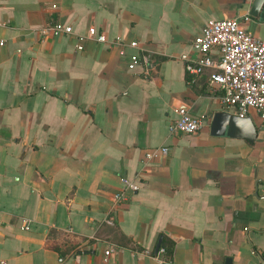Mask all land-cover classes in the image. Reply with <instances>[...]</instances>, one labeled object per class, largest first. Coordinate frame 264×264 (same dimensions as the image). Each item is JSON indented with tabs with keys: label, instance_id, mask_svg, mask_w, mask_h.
Segmentation results:
<instances>
[{
	"label": "crops",
	"instance_id": "0c3cea01",
	"mask_svg": "<svg viewBox=\"0 0 264 264\" xmlns=\"http://www.w3.org/2000/svg\"><path fill=\"white\" fill-rule=\"evenodd\" d=\"M252 1L0 0V264H264V124L246 115L252 142L211 134L212 114L234 111L178 59L208 20L247 14L264 40ZM49 21L136 40L150 77L127 67L135 49L32 30ZM180 108L203 119L195 134L168 133ZM124 178L137 190L113 209ZM108 243L121 248L105 258Z\"/></svg>",
	"mask_w": 264,
	"mask_h": 264
},
{
	"label": "built area",
	"instance_id": "2783aa9c",
	"mask_svg": "<svg viewBox=\"0 0 264 264\" xmlns=\"http://www.w3.org/2000/svg\"><path fill=\"white\" fill-rule=\"evenodd\" d=\"M51 9L56 7L51 4ZM250 17L244 14L240 19L222 18L208 20L203 24L201 33L196 36L189 45L188 53L180 54L178 59L182 62L188 76L187 84L194 83L196 78L209 70L208 83L212 88L220 90V103L223 108L233 109V114L244 117L254 111L258 119L264 124V40L256 38L246 24ZM37 31L41 36L58 37L61 35L75 36V51H81L83 45L90 40L115 47L123 56V49L129 47L135 49L134 54L129 55L127 67L140 66L144 78H149L154 67L151 65L148 54L139 48L136 40L124 42L120 38L109 40L102 32H97L92 26L86 32H74L70 25L59 21L46 22ZM3 42L0 41V44ZM201 117L190 116L187 110L180 108L177 116L167 126L168 133L195 134L202 125ZM167 154V147L151 149L145 152V157L156 156L161 158ZM137 184L135 179L124 178L120 180V189L110 197L112 208L125 201L126 191L135 192ZM117 209V208H116ZM106 225L114 224L111 215L103 220ZM116 243H108L103 250L106 258L110 254H116L120 250ZM164 253V248H158L154 257ZM195 264H202L197 262Z\"/></svg>",
	"mask_w": 264,
	"mask_h": 264
},
{
	"label": "water",
	"instance_id": "95a60500",
	"mask_svg": "<svg viewBox=\"0 0 264 264\" xmlns=\"http://www.w3.org/2000/svg\"><path fill=\"white\" fill-rule=\"evenodd\" d=\"M248 14L251 17L264 20V0H253L250 4ZM209 132L213 135H243L252 142L256 137L253 123L248 116L238 117L234 114L224 112L222 109L216 110L209 121Z\"/></svg>",
	"mask_w": 264,
	"mask_h": 264
},
{
	"label": "trees",
	"instance_id": "16d2710c",
	"mask_svg": "<svg viewBox=\"0 0 264 264\" xmlns=\"http://www.w3.org/2000/svg\"><path fill=\"white\" fill-rule=\"evenodd\" d=\"M111 218L113 219V222H115V218L113 216H111ZM117 236H118V240H119L118 243H120V245H122L123 247H125V248H127V247L132 248V247H134L133 244H132V242H130L129 239H126L123 236H120L118 234H117ZM161 247H164V255H165V257H169L170 256V253H171V246H165V245H163V243H161V245H160L159 248H161Z\"/></svg>",
	"mask_w": 264,
	"mask_h": 264
}]
</instances>
